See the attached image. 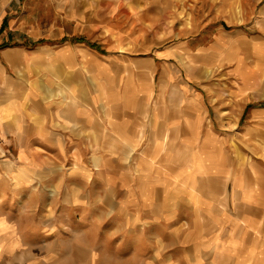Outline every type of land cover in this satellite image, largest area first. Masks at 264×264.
<instances>
[{
  "label": "crops",
  "instance_id": "crops-1",
  "mask_svg": "<svg viewBox=\"0 0 264 264\" xmlns=\"http://www.w3.org/2000/svg\"><path fill=\"white\" fill-rule=\"evenodd\" d=\"M128 17L122 0H0V264H264V102L240 121L264 0L249 61L226 55L229 97L175 83L173 51L126 42Z\"/></svg>",
  "mask_w": 264,
  "mask_h": 264
},
{
  "label": "rangeland",
  "instance_id": "rangeland-1",
  "mask_svg": "<svg viewBox=\"0 0 264 264\" xmlns=\"http://www.w3.org/2000/svg\"><path fill=\"white\" fill-rule=\"evenodd\" d=\"M122 2L124 8L132 14V18L126 19L131 28L125 33L126 42L139 38V42L145 43L144 48L151 51L169 47L173 51V55L169 56L170 65L174 64L177 77L175 83L178 85L187 82L192 85L193 91L206 93L209 98L217 97L219 94L225 97L232 95L231 88L236 85L238 74L233 71L234 61L228 60L226 55L234 51L232 54H239L246 63L249 61L247 46L238 40L252 38L251 18L256 15L263 0H122ZM218 30H221L219 37L225 35L224 39L230 38L237 42L231 45L228 42L226 45L217 44L218 35L214 34ZM189 38L192 41L190 48L182 43ZM132 44L133 42L130 45ZM246 63L241 65L246 66ZM258 72L264 77L262 69ZM245 75L249 77V73ZM157 77L156 74V79ZM157 80L159 83L161 81L167 85L169 83L168 76H160ZM262 80L260 82L263 86L247 88L243 92L250 102L248 110L246 109L244 116L240 117L244 124L251 107L264 102V78ZM182 98L181 92H178V99ZM224 107L228 108V117H232L234 113L230 108L233 106ZM228 124L232 127L229 122ZM249 138L250 136H244L245 140Z\"/></svg>",
  "mask_w": 264,
  "mask_h": 264
},
{
  "label": "bare ground",
  "instance_id": "bare-ground-1",
  "mask_svg": "<svg viewBox=\"0 0 264 264\" xmlns=\"http://www.w3.org/2000/svg\"><path fill=\"white\" fill-rule=\"evenodd\" d=\"M228 54H229V53H228ZM239 63L241 64V63H242V61H240ZM244 79H246V78H245V76H244Z\"/></svg>",
  "mask_w": 264,
  "mask_h": 264
}]
</instances>
